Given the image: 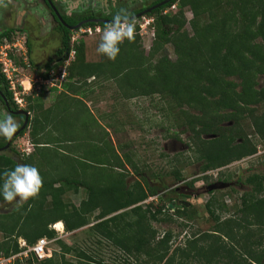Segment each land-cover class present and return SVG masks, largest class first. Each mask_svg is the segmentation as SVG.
Returning <instances> with one entry per match:
<instances>
[{"label":"trees","instance_id":"1","mask_svg":"<svg viewBox=\"0 0 264 264\" xmlns=\"http://www.w3.org/2000/svg\"><path fill=\"white\" fill-rule=\"evenodd\" d=\"M175 4L178 11L167 12ZM187 9L193 15L191 20H187ZM150 15L156 21L149 52L146 53L136 30L135 39L120 45V54L114 61L103 55L101 61H86L85 41L71 44L74 31L62 24L56 27L61 47L39 69H46L48 78L55 60L61 58L60 63H64L74 51V59L66 68L65 90L47 109L40 96L34 100L32 109L36 115L30 117L22 130L24 135L30 128L34 152L20 159L13 146L16 156L0 155V204H9L2 195L3 173L17 164L36 167L43 187L37 198L0 214L3 234L0 257L17 255L40 239H47L60 250L49 247L52 251L43 259L31 252L28 258H16L15 264H106L87 250L62 240L51 227L62 222L70 233L92 224L90 233L114 244L128 256L124 264H195V261L197 264H264V175L255 173L246 178L252 191L244 193L241 205L228 218L222 219L221 214L230 209L212 195L206 208L216 222L213 230L196 235L184 247L172 250L173 231H166L160 238L152 221L174 223L183 219L186 222L197 214L190 205L170 215L156 186L164 179L161 173L150 175L148 166L142 168L136 163L131 151H125L121 145L116 147L107 129L92 116L83 100L96 88L91 79L94 83H114L119 98L124 101L160 96L159 107L166 115L169 130L179 128L189 133L192 151L189 159L193 160L192 164H199L203 181L209 182L212 178L205 175L209 171L258 153V145L244 133L246 121L264 142V0H173ZM188 23L191 32L186 30ZM97 25L104 28L107 24L89 23L83 27ZM12 37L10 30L0 39ZM169 45L177 56L175 61L168 56ZM26 46L31 59L32 38ZM31 63L35 65L33 59ZM3 81L13 100V91L9 90L4 76ZM28 100L33 101L32 97ZM71 106H84L86 114L80 119L77 111H70ZM259 106L263 107L259 109ZM75 116L80 130L76 123L67 120ZM62 120L65 123L61 126L70 133L57 142H48V135H54L58 129L55 122ZM45 149L53 151L52 154L43 153ZM176 162L181 164L182 160ZM170 175L174 183L185 180L178 168L174 167ZM219 178L231 180L230 175ZM81 190L85 198L79 206L67 199L69 193L78 194ZM155 196H160L159 205L143 206L144 201ZM181 225L186 227L187 223ZM21 239L26 247L19 243Z\"/></svg>","mask_w":264,"mask_h":264},{"label":"rangeland","instance_id":"2","mask_svg":"<svg viewBox=\"0 0 264 264\" xmlns=\"http://www.w3.org/2000/svg\"><path fill=\"white\" fill-rule=\"evenodd\" d=\"M13 1L15 2L7 8V10L9 9L8 15L12 19L17 16L21 10L26 11L24 14L25 18H23V21L21 19L20 22L23 29L31 31L34 51L30 59L25 44L26 33L22 31L14 32L12 39L8 40V44L11 45L12 49L8 50V53L15 62L16 70L9 68L6 76L8 79L7 81L9 82V87L11 91H13L15 104L19 108L29 111L31 113L30 116L34 117L36 115L32 109V106L35 103L34 100H37L40 96L39 99L43 102V107L47 109L54 105L57 96L61 92H64L66 68L74 59V55H70L64 63H60L59 61L54 64L52 71H50L48 78H46V69L39 68L48 63L49 60L55 56L61 47V36L57 33L56 27L53 28L51 24L44 20L43 14H40L41 12L38 13L39 9L34 11L36 8H31V5L35 0ZM117 10L118 9H114V11L109 10V14L116 12ZM177 11L178 4L167 9V12L171 14H174ZM45 17L49 18L47 15ZM186 17L187 20H191L193 17L188 9L186 10ZM11 19L7 22L11 23ZM154 23L155 16L150 14L136 20V30L140 35L146 53L149 52V47L154 39L152 36ZM1 26L2 28L6 27L4 25ZM87 29H91V32H83ZM102 29L103 28L98 25L95 28L81 27L74 30L71 34V44L77 43L82 39L85 41V58L88 62H98L103 60V56L97 52ZM186 30L189 32L192 31L189 23L186 26ZM8 44L4 42V45ZM13 44H16L18 48L15 49ZM167 51L171 61L177 60V56L174 53L172 46L169 45ZM32 59L35 65H32ZM3 68L7 69L8 66H4ZM260 81L262 82L263 80ZM90 82L92 83L93 88L94 86L96 88H94V93H89L87 97L83 99L86 104L85 106L90 110L92 116L107 129L110 134L109 139L112 140V143L116 147L121 145L125 151H131L136 163L140 164L142 168L148 166V173L150 175L153 173H161L164 179L160 183L161 185L159 184L156 186L161 190L162 198L166 199L164 202L169 204L174 198L178 201L184 199L181 195H175L173 193H170L168 197L165 195V190L172 186L175 187V185H177V188H180V192H188L190 190L192 194V196L187 198V202L191 205L190 209L197 214L192 220L184 222L183 219H178V221L174 223H158L152 221V226L158 231V236L160 238L166 231H173L174 237L172 250L177 246L184 247L188 241L192 238L194 239L196 235L201 236L203 233L209 232L215 227V219L208 214L206 208V203L210 200L211 195L206 191L201 192L200 195L199 193L196 194L195 190L197 187H202L204 183L207 185L220 176H231L230 181L234 183V185L229 186L228 188L218 189L216 193H214L221 202L225 203L228 209H230L229 212L226 211L221 214L222 219H225L232 216L235 208L241 205V198L244 193L252 191V186L247 185L245 182L246 178L255 173L264 175V142L254 134V129L251 127L252 124L249 121H246L243 125L244 133L249 135V138L258 145V150L261 151V153L250 158L247 157L241 161H236L221 169L209 171L205 175L210 176L212 179H210L209 182H206L202 179L204 174L198 169L199 164H192L191 161L193 160L189 159L192 155L189 144V133L181 131L179 128L171 127L172 129L169 130V123L166 120V115L159 107L161 106L159 102L160 96H143L124 101L119 98V89L114 83H94L92 79ZM54 88H57L58 91H54ZM30 97L33 99L31 102L28 100ZM62 105L63 104H61V106ZM262 107L263 106H259V109ZM70 111H77L76 113L79 114L80 119L86 114L84 106H71ZM76 116L75 118H72V120L70 118L67 119L68 122L70 120L71 123L75 125ZM63 123H65L63 120L58 123L55 122L58 129H56L54 135H48V142H57L60 138L64 139L65 134L68 135L70 133L65 127L61 126ZM68 124L69 123H67V125ZM162 125H164V127H162ZM77 126L78 130H80V125L77 124ZM14 149L19 153L20 159L21 157L34 152L35 147L31 141L30 128L26 130L24 135L17 138L14 143ZM52 152L53 151L50 149H45L43 151V153H49L50 155ZM178 159H180V161L182 160L181 164L176 162ZM65 165L67 167V164L60 163V166L62 167ZM174 167L182 172L185 179L184 182H173L174 177H172L170 173L174 170ZM127 169L129 172L133 173L130 166L127 165ZM60 171L61 170H58L57 173L60 174ZM150 177L152 180H155L152 176ZM134 178L136 179L137 177ZM131 180L132 177H129L128 181ZM156 181L159 182V179ZM186 182L189 184L193 183L192 187L189 186L188 190L184 188V186H187ZM194 194L196 195L193 196ZM83 198H85V192L83 190L78 194L69 193L67 195V199L77 206H79ZM170 198L173 199L169 200ZM25 202L14 201L5 205L0 204V214L8 213ZM160 202V197L158 198V196H155L148 198L142 204L143 206H146L149 203H154V206H157ZM169 214L172 215L173 212L170 211ZM181 223H187V226L184 227ZM91 225L72 233L67 232L65 229V232L61 233L60 231L57 233L58 236L68 245H75L78 248L85 249L97 260L100 259L106 262V264H114V261L119 262L118 264H124L126 260L128 261V256L118 250L114 244L103 238H97V236L90 233L89 227ZM51 227L54 228L55 225L53 224ZM256 229L257 228H253V230ZM55 230L57 231V228ZM2 240L3 234L0 232V241ZM19 243H22V246L26 247L24 245L25 241L22 239ZM50 247L53 251L60 250L55 242H52ZM27 250H29V248ZM69 259L71 258L69 257ZM132 259L129 261H132ZM193 263L197 264L198 262L195 261Z\"/></svg>","mask_w":264,"mask_h":264},{"label":"flooded vegetation","instance_id":"3","mask_svg":"<svg viewBox=\"0 0 264 264\" xmlns=\"http://www.w3.org/2000/svg\"><path fill=\"white\" fill-rule=\"evenodd\" d=\"M171 1L173 0H170L168 2L167 0H76L75 4H73V8L76 9L74 11L67 10L65 0H35V2L32 5L31 4L30 5H31V8H34V7L36 8V10L34 9V11H37V9H39L38 13L41 12L40 14H43L44 20L47 23L51 24L53 28L54 27L59 28L60 24H62L68 27L71 31H74L73 27H76L78 25H81V27H83L84 25L89 24V23L109 24L112 22L113 16L120 12L130 13L131 17L134 18L136 21L138 19L143 18L144 16L148 14H151L153 11L160 9L163 5L168 4ZM114 9H118V10L116 12L109 14V10L114 11ZM52 11L54 12L55 15L52 13ZM8 12H9V9L8 10L0 9V36L4 33H7L10 30H12L13 33L17 31H22L26 33L25 35L26 36L25 44H26L27 41L32 38L31 31L23 29L22 24L20 22L21 19L23 21V18H25L24 14L26 11L21 10V12L18 13L17 16L13 17L12 19L9 17ZM57 12L61 18H59ZM46 15L49 16V18H46L45 17ZM10 19H11V23H8L7 21H9ZM155 21H156V18H155ZM67 22H71V23L68 24ZM1 25H4L6 27L2 28ZM4 42H5V39L3 40L0 39V50L4 46ZM60 60L61 58L56 59L53 64L58 63ZM4 66L5 64L2 61L1 56H0V112H7L11 114L18 121L20 126L16 134L12 137L11 140L0 137V155L7 154V155L16 156L12 148L17 138L23 135L22 128L24 127L27 119H28V122L30 121L31 113L27 111L26 109L17 107L15 104L14 98L13 100H11L8 92L4 89L5 81H3V76L7 79V76L3 68ZM26 112H28L29 114H26ZM184 181H181V182H184ZM220 182L227 183L228 186L226 188L234 185V183H232L231 181L227 182L224 179H221L218 177L213 182H210L207 185L206 183H204L202 187H197L195 192L196 194L199 193L200 195L201 192L206 191L208 192V194L212 196L214 195V193H216L217 190H210L209 187L213 184L220 183ZM186 184L187 186H184V188L188 190L190 184L188 182H186ZM173 187L174 186L166 189L165 195L167 197L170 193H173L175 195H181L184 199L180 201H178L176 198L174 199L170 198L169 200L173 199L170 202L177 201V204L180 206H183V208H176L175 210H172L169 208V210H167L168 213L170 211L175 213L177 209L182 210L187 207L189 208V206H186V203L188 200L187 198L189 196H192L190 190L188 192H180V188H177V185H175L174 187L176 189H174ZM196 194H194L193 196H195ZM159 197L160 196H158V198ZM163 199L166 200L165 198ZM167 209H168V204H167Z\"/></svg>","mask_w":264,"mask_h":264},{"label":"clouds","instance_id":"4","mask_svg":"<svg viewBox=\"0 0 264 264\" xmlns=\"http://www.w3.org/2000/svg\"><path fill=\"white\" fill-rule=\"evenodd\" d=\"M75 2L76 0H65L68 11L76 10L73 8ZM12 4L13 0H0V9H7ZM101 31L102 35L97 52L114 61L120 54V45L125 40L131 42L135 39L136 21L130 13L120 12L114 15L112 22L105 25ZM19 126L18 121L11 114L0 112V137L11 140ZM259 153L261 151L258 150L257 154ZM3 176L2 195L8 203L14 201L25 202L37 198L43 187V179L39 170L31 165L17 164L14 169L5 171ZM187 203L189 204V202ZM54 225L56 227V224ZM64 229L65 226L63 225L62 230L57 229V232L61 231L63 233L66 230Z\"/></svg>","mask_w":264,"mask_h":264},{"label":"built area","instance_id":"5","mask_svg":"<svg viewBox=\"0 0 264 264\" xmlns=\"http://www.w3.org/2000/svg\"><path fill=\"white\" fill-rule=\"evenodd\" d=\"M83 32H91V29H87ZM152 36L154 37V30L152 31ZM5 43L8 44V40H5ZM13 46L16 48L17 45L13 44ZM8 50H12L11 49V45H4L1 50H0V56L2 61L4 62L5 66H8L7 69H4L5 74L8 73L9 68H13V70H16L15 68V62L14 60L11 58L10 54L8 53ZM71 55H74V51L71 53ZM50 242L47 239H40L33 247H31L29 250L27 251H23L17 255H13L10 257H0V264L4 263V264H15V260L18 257L21 258H28L29 254L31 252L35 253V255L38 257V259H43L47 256L50 255L51 253V249L49 248Z\"/></svg>","mask_w":264,"mask_h":264},{"label":"water","instance_id":"6","mask_svg":"<svg viewBox=\"0 0 264 264\" xmlns=\"http://www.w3.org/2000/svg\"><path fill=\"white\" fill-rule=\"evenodd\" d=\"M168 1H170V0H167V2H168ZM57 14H58V12H57ZM58 16H59V14H58ZM59 18H61V17L59 16ZM80 27H81V25H78V26H76V27H73V29L76 30V29H78V28H80ZM26 114H29V113L26 112ZM27 123H28V119L26 120V123H25L24 127L22 128V130L25 129ZM213 137H214V136H212V138H213ZM227 186H228L227 183L220 182V183H216V184L211 185V186L209 187V189H210V190L224 189V188H226ZM186 206H189V204L186 203ZM168 208H170V209H172V210H175L176 208H183V206L178 205V204H177V201H172L171 203L168 204Z\"/></svg>","mask_w":264,"mask_h":264},{"label":"bare ground","instance_id":"7","mask_svg":"<svg viewBox=\"0 0 264 264\" xmlns=\"http://www.w3.org/2000/svg\"><path fill=\"white\" fill-rule=\"evenodd\" d=\"M63 223L62 222H58V223H56V227L55 228H57V229H59V230H62V228H63Z\"/></svg>","mask_w":264,"mask_h":264}]
</instances>
